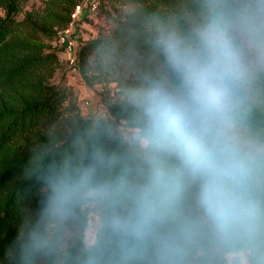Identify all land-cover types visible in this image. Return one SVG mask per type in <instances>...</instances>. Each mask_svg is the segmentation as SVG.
<instances>
[{"label":"trees","instance_id":"obj_1","mask_svg":"<svg viewBox=\"0 0 264 264\" xmlns=\"http://www.w3.org/2000/svg\"><path fill=\"white\" fill-rule=\"evenodd\" d=\"M31 1L0 0V264H264V0H97L78 76L108 118L53 82L82 0ZM197 89L191 125L155 118Z\"/></svg>","mask_w":264,"mask_h":264},{"label":"rangeland","instance_id":"obj_2","mask_svg":"<svg viewBox=\"0 0 264 264\" xmlns=\"http://www.w3.org/2000/svg\"><path fill=\"white\" fill-rule=\"evenodd\" d=\"M33 2L32 0L29 4V8ZM113 27V22L106 18L102 12H98L94 15L89 24L84 25V36L86 38L97 37L100 32L108 31ZM53 48L57 50L55 43L52 42ZM61 66L57 70L53 82L56 85L63 86L70 93V101L67 105L75 104L79 112L84 117H96V118H108L107 109L104 106L103 99L101 96L102 84H95L93 86L87 85L82 76L71 75L65 63L64 54H60ZM113 88L112 92H115V84L109 86ZM121 130L127 139H137L139 138V130L136 128L129 127L124 122H122ZM141 143L145 146L147 141L141 139ZM101 219L98 213L93 212L90 215V221L88 229L85 233V241L87 246H91L96 241V236L101 228ZM238 259L241 264H248L247 254H229L227 255L226 264H234V260Z\"/></svg>","mask_w":264,"mask_h":264},{"label":"built area","instance_id":"obj_3","mask_svg":"<svg viewBox=\"0 0 264 264\" xmlns=\"http://www.w3.org/2000/svg\"><path fill=\"white\" fill-rule=\"evenodd\" d=\"M98 9L97 0H82L70 14L69 24L58 32L55 43L63 51L67 70L71 75L79 74L78 45L84 38L83 29L89 14Z\"/></svg>","mask_w":264,"mask_h":264},{"label":"clouds","instance_id":"obj_4","mask_svg":"<svg viewBox=\"0 0 264 264\" xmlns=\"http://www.w3.org/2000/svg\"><path fill=\"white\" fill-rule=\"evenodd\" d=\"M202 101L203 96L197 89L190 98H169L166 103L158 104L154 115L162 123L191 125L195 116L194 103Z\"/></svg>","mask_w":264,"mask_h":264}]
</instances>
